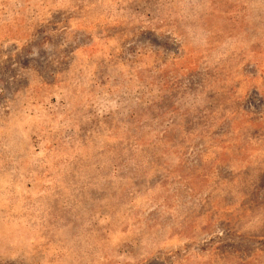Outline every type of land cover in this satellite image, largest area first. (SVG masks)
Returning <instances> with one entry per match:
<instances>
[{
	"label": "rangeland",
	"instance_id": "obj_1",
	"mask_svg": "<svg viewBox=\"0 0 264 264\" xmlns=\"http://www.w3.org/2000/svg\"><path fill=\"white\" fill-rule=\"evenodd\" d=\"M0 264H264V0H0Z\"/></svg>",
	"mask_w": 264,
	"mask_h": 264
}]
</instances>
